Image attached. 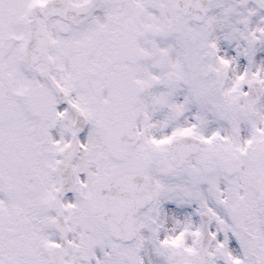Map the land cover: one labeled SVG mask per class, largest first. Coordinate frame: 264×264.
I'll return each mask as SVG.
<instances>
[{"label": "snow or ice", "instance_id": "obj_1", "mask_svg": "<svg viewBox=\"0 0 264 264\" xmlns=\"http://www.w3.org/2000/svg\"><path fill=\"white\" fill-rule=\"evenodd\" d=\"M0 264H264V0H0Z\"/></svg>", "mask_w": 264, "mask_h": 264}]
</instances>
